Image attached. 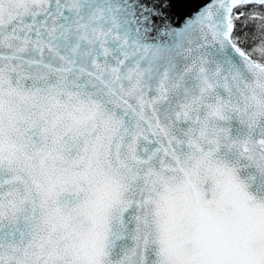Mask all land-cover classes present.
Segmentation results:
<instances>
[{"label": "snow or ice", "instance_id": "obj_1", "mask_svg": "<svg viewBox=\"0 0 264 264\" xmlns=\"http://www.w3.org/2000/svg\"><path fill=\"white\" fill-rule=\"evenodd\" d=\"M0 264H264V0H0Z\"/></svg>", "mask_w": 264, "mask_h": 264}]
</instances>
